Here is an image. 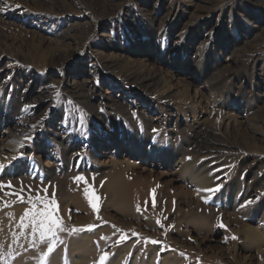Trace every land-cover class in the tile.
Masks as SVG:
<instances>
[{
	"label": "rangeland",
	"instance_id": "rangeland-1",
	"mask_svg": "<svg viewBox=\"0 0 264 264\" xmlns=\"http://www.w3.org/2000/svg\"><path fill=\"white\" fill-rule=\"evenodd\" d=\"M21 153L0 264H264V0H0V164ZM37 192L47 257L20 226Z\"/></svg>",
	"mask_w": 264,
	"mask_h": 264
},
{
	"label": "snow or ice",
	"instance_id": "snow-or-ice-1",
	"mask_svg": "<svg viewBox=\"0 0 264 264\" xmlns=\"http://www.w3.org/2000/svg\"><path fill=\"white\" fill-rule=\"evenodd\" d=\"M25 139L28 141L29 144H34L36 137L34 135L32 136H26ZM27 145L22 144L21 147H26ZM26 159V156L21 153L17 156L12 157V162L9 163V165L0 164V169H4L5 167H14L15 162L23 161ZM76 181L87 183V178L83 175H78L74 178ZM5 187L11 188L12 185L9 183L7 186L0 183V189H3ZM31 191V190H29ZM45 193H47V189H44ZM206 192L209 194L215 193L216 191H219V188H212V189H206ZM15 194V193H13ZM84 195L86 200L89 203V206L92 208V210L95 212L97 210V203H98V197L96 196L95 192L88 188H84ZM151 195L153 196V207H155V190H152ZM210 198V196H209ZM21 201H23V197L20 196ZM35 201L41 203L43 205L42 208L38 209L36 207V204L33 203V197L29 195V203L32 205L31 210H26L24 213V216L21 218V228L25 227H31V232L33 236H36L38 234L39 239L41 241H44L45 239L49 240L50 243L48 245L47 252L44 254L46 257L53 252L58 236V231H63L62 228V221L60 217L56 214L57 208H58V202L55 198V194L53 193L51 199L47 195H45L43 198L40 197L39 192H37L35 196ZM208 200L205 199V203H207ZM250 203V202H249ZM139 207L137 208V211L139 212ZM27 219L29 223H24V220ZM159 224V221H157ZM220 227H224L223 224L220 225ZM87 230H91V226H88ZM75 231V229H74ZM125 237H121V241L124 240ZM232 239H236L235 236L232 237ZM121 241H117V243H120ZM62 243V241H60ZM152 243H157V241H151ZM107 259V254H103L99 257L98 264H105V261ZM41 264H44V261L41 262Z\"/></svg>",
	"mask_w": 264,
	"mask_h": 264
},
{
	"label": "bare ground",
	"instance_id": "bare-ground-1",
	"mask_svg": "<svg viewBox=\"0 0 264 264\" xmlns=\"http://www.w3.org/2000/svg\"><path fill=\"white\" fill-rule=\"evenodd\" d=\"M134 73V72H133ZM144 74V73H143ZM142 76V75H141ZM155 78V77H154ZM150 79V78H149ZM150 81V80H149ZM155 84H157V82H155L154 83V85ZM159 84H157L156 86H158ZM161 89V88H160ZM13 133H14V131H13ZM11 136V135H10ZM12 136H14L13 134H12ZM16 138H20L21 139V137L20 136H15ZM13 139H14V137H13ZM112 143H115V141H112ZM16 144V143H15ZM18 144V143H17ZM114 145V144H113ZM144 145V144H143ZM128 150L130 151V153H132V154H135V155H137L141 160H144V161H146L147 159H148V156L149 157H153L152 156V154L153 153H155L156 154V157H160L161 158V160H163V161H165L166 162V164H167V167H171V165H172V163H173V160H174V153L172 152L171 154H168V153H165V152H161L160 153V151H159V153L158 152H156V148H155V145L153 146V150H151L150 152H148L147 151V149L143 146H135V147H132L131 146V144L130 145H128ZM153 152V153H152ZM181 162H183L184 163V165H189L190 166V164H191V162H189L188 160L186 161L184 158H182L181 157ZM179 160V161H180ZM171 162V163H170ZM112 163V165L113 166H119L120 165V161H113V162H111ZM175 164V163H174ZM161 174V173H160ZM159 174V175H160ZM119 176V175H118ZM191 178H193V177H191ZM193 179H195V178H193ZM138 181V180H137ZM200 181H202V180H200ZM118 182L121 184V183H123L121 180H118ZM136 182V181H135ZM139 182V181H138ZM204 182V181H203ZM119 183H116L117 185H119L120 186V184ZM131 183H133V182H131ZM144 183V182H143ZM135 184V183H134ZM137 186V185H136ZM116 187H115V185H114V188H113V190L115 189ZM121 188V187H120ZM131 188V187H130ZM129 188V189H130ZM136 188H138V187H136ZM132 189H135V188H132ZM128 190V189H127ZM136 192V191H135ZM139 193V192H138ZM137 193V194H138ZM140 195V194H139ZM138 195V196H139ZM137 196V197H138ZM253 229H251V228H245V232H248V236H249V233H251V231H252ZM0 233H2V232H0ZM247 234V233H246ZM259 236H260V234H258ZM257 235V236H258ZM251 236H252V233H251ZM250 237V236H249ZM259 239H260V241L261 242H263V240H261V238L259 237Z\"/></svg>",
	"mask_w": 264,
	"mask_h": 264
}]
</instances>
